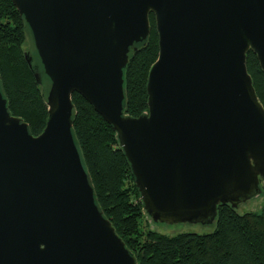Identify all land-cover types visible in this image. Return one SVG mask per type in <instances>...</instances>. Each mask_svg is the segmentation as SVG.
Wrapping results in <instances>:
<instances>
[{
	"label": "water",
	"instance_id": "water-1",
	"mask_svg": "<svg viewBox=\"0 0 264 264\" xmlns=\"http://www.w3.org/2000/svg\"><path fill=\"white\" fill-rule=\"evenodd\" d=\"M47 78L33 135L0 89V264H137L99 209L72 132V93L117 133L152 222L214 225L264 187V0H12ZM148 111H123V69L149 34ZM33 47V48H32ZM32 54V53H31ZM37 77V74H34ZM40 82V80H38ZM45 91V90H44Z\"/></svg>",
	"mask_w": 264,
	"mask_h": 264
},
{
	"label": "trees",
	"instance_id": "trees-1",
	"mask_svg": "<svg viewBox=\"0 0 264 264\" xmlns=\"http://www.w3.org/2000/svg\"><path fill=\"white\" fill-rule=\"evenodd\" d=\"M148 19L149 34L130 49L123 69V111L132 117L148 111L146 81L158 54L152 12ZM27 31L12 0H0V89L9 112L21 117L29 132L38 135L48 118V83L34 48L31 66L24 56ZM246 68L264 107V73L251 49L246 52ZM71 99L72 132L95 202L137 264H264V188L259 211L239 213L229 203L218 204L211 232L167 235L152 230L145 223L147 213L116 131L82 95L73 92Z\"/></svg>",
	"mask_w": 264,
	"mask_h": 264
},
{
	"label": "rangeland",
	"instance_id": "rangeland-1",
	"mask_svg": "<svg viewBox=\"0 0 264 264\" xmlns=\"http://www.w3.org/2000/svg\"><path fill=\"white\" fill-rule=\"evenodd\" d=\"M23 48L25 51H28L30 46L28 43V38L26 36V40L23 44ZM264 188V187H263ZM262 204V193L254 196L251 199H247L245 202L238 203L237 212L242 213L245 211H259ZM145 223L152 230L157 232L174 235L180 232H197V233H207L211 232L216 224L214 219V225L212 227L208 225H203L200 227L199 224H190V223H164V222H152L151 217L147 214L144 216Z\"/></svg>",
	"mask_w": 264,
	"mask_h": 264
}]
</instances>
